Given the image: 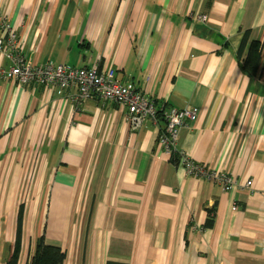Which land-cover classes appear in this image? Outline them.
I'll list each match as a JSON object with an SVG mask.
<instances>
[{
	"label": "crops",
	"instance_id": "crops-1",
	"mask_svg": "<svg viewBox=\"0 0 264 264\" xmlns=\"http://www.w3.org/2000/svg\"><path fill=\"white\" fill-rule=\"evenodd\" d=\"M0 14L33 65L113 68L158 109L197 107L178 149L243 183L187 174L163 119L133 129L111 100L0 78V264L20 211L18 264L41 236L64 264H264V48L256 76L238 56L245 32L264 43V0H0Z\"/></svg>",
	"mask_w": 264,
	"mask_h": 264
},
{
	"label": "built area",
	"instance_id": "built-area-1",
	"mask_svg": "<svg viewBox=\"0 0 264 264\" xmlns=\"http://www.w3.org/2000/svg\"><path fill=\"white\" fill-rule=\"evenodd\" d=\"M202 21L207 16H200ZM0 51L11 60L12 65L8 70L0 69V78L15 79L21 84L39 83L55 84L61 90L76 89L74 100L80 101L85 98H102L111 100L125 106L128 111L127 119L131 127L136 129L148 119L158 122L165 120V127L160 134V143L172 156L177 158L189 175L203 176L218 182L225 191L241 188L243 183L230 177L228 174H217L208 170L203 164L194 161L183 150L177 147V137L180 127L197 120L199 110L197 107L184 109L166 108L158 109L155 101L143 93L133 83H122L116 77V71L100 69L99 66L92 68L73 67L66 64L48 62L44 66L33 65L26 61L20 52L19 36L12 22L0 14ZM245 186L252 185V181L246 182ZM237 209V206H234Z\"/></svg>",
	"mask_w": 264,
	"mask_h": 264
},
{
	"label": "trees",
	"instance_id": "trees-1",
	"mask_svg": "<svg viewBox=\"0 0 264 264\" xmlns=\"http://www.w3.org/2000/svg\"><path fill=\"white\" fill-rule=\"evenodd\" d=\"M264 43L258 40H250L249 32H245L238 56L242 62L243 70L250 76H256L261 66L262 52ZM173 161L177 162V158L173 156ZM209 224L212 223L213 214L210 213ZM22 244V216L21 211L18 218V226L16 240L13 245L11 256L7 264H18ZM66 260V251L59 246L50 245L45 242L44 236H41L37 242L34 254L27 260L25 264H64Z\"/></svg>",
	"mask_w": 264,
	"mask_h": 264
}]
</instances>
